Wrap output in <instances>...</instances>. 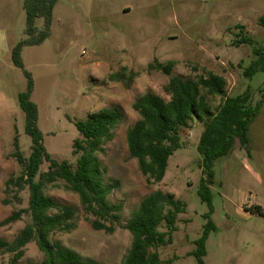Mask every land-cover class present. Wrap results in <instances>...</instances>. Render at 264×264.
Returning <instances> with one entry per match:
<instances>
[{
    "label": "rangeland",
    "instance_id": "1",
    "mask_svg": "<svg viewBox=\"0 0 264 264\" xmlns=\"http://www.w3.org/2000/svg\"><path fill=\"white\" fill-rule=\"evenodd\" d=\"M22 4L23 0H0V239L11 241L30 219L24 212L19 219L3 222L27 206V188L17 191L6 181L21 171L12 156L15 136L22 153H30L31 139L18 103L28 73L43 145L52 157L68 160L73 168L79 156L73 153V141L82 136L72 121L87 119L103 107L117 106L122 113L112 138L96 153L104 181L117 184L108 201L122 203L120 223H114L110 233L94 229L90 223L94 216L84 210L78 194L56 180L46 185L45 193L75 208L76 227L51 233L52 243L98 264H121L131 241L122 225L144 196L159 189L186 204L172 242L157 249L161 264L168 260L197 264L191 252L210 209L215 229L206 239L204 264H264V104L249 126V151L237 141L229 154L214 162L209 202L198 193L204 174L196 148L202 125L196 120L181 129V146L169 157L157 183L147 181L126 142L127 130L138 118L132 107L135 98L152 92L168 100L164 85L172 75L198 78L213 72L226 79L228 95L248 86L253 103L260 98L264 71L251 77L243 74L256 56L250 45L234 40L242 30L264 45V25L258 22L264 0H57L50 35L37 45L25 43ZM35 24L42 27L43 19L37 18ZM17 44L22 67L12 59ZM154 60H173L171 73L149 68ZM207 98L214 111L221 98ZM47 166L43 162L41 171ZM43 258L34 240L17 260L13 253L0 250V264H40Z\"/></svg>",
    "mask_w": 264,
    "mask_h": 264
},
{
    "label": "trees",
    "instance_id": "2",
    "mask_svg": "<svg viewBox=\"0 0 264 264\" xmlns=\"http://www.w3.org/2000/svg\"><path fill=\"white\" fill-rule=\"evenodd\" d=\"M56 2L23 0L26 44L37 45L49 37ZM37 18L43 19L40 28L35 24ZM258 22L264 25V15L258 18ZM242 32H238L240 37L234 42L250 45L256 56L243 71L245 76L251 77L257 70L264 71V45H258L252 36ZM12 59L15 65L22 67L20 44L13 48ZM173 65V60L165 63L154 60L148 67L170 74ZM26 75L27 86L18 93V103L25 115V132L31 139L30 153L28 156L22 153L15 136L12 156L20 164L21 171L17 176L9 177L6 184L14 186L17 191L27 188V206L13 211L3 222L19 219L24 212L28 213L30 219L11 241L0 239V250L13 253V260H17L23 255L25 245L34 240L44 254L40 264H98L50 241L51 233L68 232L76 227V210L46 195L45 187L56 180H63L70 190L78 194L84 210L94 216V219H90L91 226L108 233L113 231V224L120 223L122 203L108 201V195L117 184L104 181V170L96 153L102 151L105 142L112 138L122 115L121 110L117 106L103 107L87 119L72 121L82 136L73 141V153H79L76 167L73 168L68 160H58L46 151L37 126V105L31 100L33 82L30 75ZM225 89L226 79L213 72L198 78L172 75L164 85L168 100L152 92L135 98L132 107L137 111L138 118L128 128L126 142L130 156L137 159L139 169L148 182L157 183L163 179L169 157L181 146V129L188 127L190 120H196L202 125L196 148L201 156L204 174L198 193L202 200L209 202L208 183H212L214 162L229 154L237 141L242 149L249 151V126L264 104V89H260V98L255 103L248 86L235 95H228ZM208 95L221 98L214 111ZM45 161L48 163L47 169L41 171ZM15 199L20 201L18 195H15ZM185 210L186 204L171 192L158 189L144 196L122 225L130 233L131 241L121 264H161L157 249L172 242L178 215ZM211 212L212 209L204 215L206 221L203 230L194 241L195 247L191 252L197 264H204L206 239L215 229ZM162 224L165 225L163 230L159 229ZM168 264H171V260H168Z\"/></svg>",
    "mask_w": 264,
    "mask_h": 264
}]
</instances>
